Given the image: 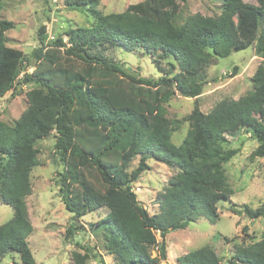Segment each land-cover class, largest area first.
I'll return each instance as SVG.
<instances>
[{"label": "trees", "instance_id": "1", "mask_svg": "<svg viewBox=\"0 0 264 264\" xmlns=\"http://www.w3.org/2000/svg\"><path fill=\"white\" fill-rule=\"evenodd\" d=\"M99 1H69L88 5L95 21L69 29L67 41L59 35L34 50V69L25 70L22 78L24 84L34 85L27 93L28 107L14 125L0 120V200L14 210L0 225V264H37L28 242L34 225L26 197L32 192L31 173L39 164L35 144L53 131L52 155L62 165L61 199L74 216L101 207L108 210V247L119 264H160L170 231L199 217L218 218L219 201L234 194L223 163L238 149L222 148L227 133L247 127L259 142L252 157L264 156V0H222L219 15L195 13L182 23L179 0H142L106 14L95 9ZM14 26L12 20L0 19V97L14 88L23 63L30 64L22 50L7 45L6 31ZM241 43H256L262 57L252 89L237 100H222L208 113L196 100L187 117V135L181 144L173 143L181 121L169 119L163 104L175 94H201L204 70ZM108 47L141 48L156 59L163 74L145 77L109 57ZM165 60L168 72L161 66ZM137 155L139 164L130 171ZM148 158L178 169L159 193L154 214L133 189V182L150 167ZM243 211L255 220L264 215V204L244 205ZM73 235L69 227L66 238ZM157 245L159 256H153L151 249ZM9 252H17L19 261L4 263ZM72 258L74 264H86L89 253L74 251ZM221 262L210 245L178 257V264ZM230 264H264V232L259 240L237 248Z\"/></svg>", "mask_w": 264, "mask_h": 264}, {"label": "rangeland", "instance_id": "2", "mask_svg": "<svg viewBox=\"0 0 264 264\" xmlns=\"http://www.w3.org/2000/svg\"><path fill=\"white\" fill-rule=\"evenodd\" d=\"M71 0H0V19L12 20L15 26L6 31L7 45L22 50L26 61L19 71V79L14 88L0 97V120L14 125L27 109L28 91L34 88L32 83L24 84L25 70L33 71L35 57L33 52L45 43L54 41L62 35L68 40L67 31L71 28L89 27L95 21L93 10L87 5H74ZM142 0H100L95 9L103 14L122 12L129 4ZM257 4L258 0H245ZM178 22L195 13L216 16L222 12V0H179ZM256 43L244 47L241 43L226 57L214 58L200 76L203 81L202 93L197 97H185L175 94L163 106L166 116L171 120H180V126L174 129L172 142L179 145L190 129V115L198 100L200 109L208 113L224 99L237 100L252 89V77L262 57L256 52ZM109 57L133 68L145 77L158 78L160 72L154 57L141 48L124 50L108 47ZM168 72V63L161 61ZM236 68V69H235ZM235 71V72H233ZM176 72V71H175ZM53 131L38 140L39 164L31 173L32 192L26 197L29 218L34 231L28 242L37 264H74L73 252L89 253L86 264H119L117 255L110 252L107 235L108 222L105 220L107 209L104 207L84 216H74L67 210L60 196L58 172L61 163L53 158L55 135ZM222 148L238 149L237 154L223 163L228 183L234 194L229 200L218 203L219 216L215 221L199 217L183 229L170 231L166 236V258L161 257L160 264H178V257L204 245H210L220 256L221 264H230L237 248L246 246L262 237L264 215L252 220L243 211L244 205L257 208L264 204V156L252 157L259 142L243 127L236 133H227ZM140 156L130 164V171L137 168ZM149 168L143 171L133 182L138 198L154 214L159 210L158 195L168 185L169 179L178 171L153 158L147 160ZM14 214L13 207L0 200V225L9 221ZM73 227L74 235L68 240L67 229ZM247 227L246 231L243 229ZM159 242L162 237L157 233ZM153 256H159L158 245L151 249ZM19 261L17 252H9L3 258L4 263Z\"/></svg>", "mask_w": 264, "mask_h": 264}]
</instances>
